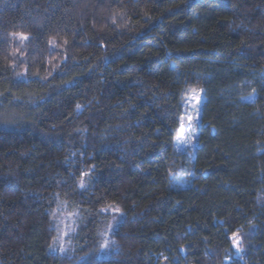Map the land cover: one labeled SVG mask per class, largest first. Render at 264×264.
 Masks as SVG:
<instances>
[{
  "label": "trees",
  "instance_id": "trees-1",
  "mask_svg": "<svg viewBox=\"0 0 264 264\" xmlns=\"http://www.w3.org/2000/svg\"><path fill=\"white\" fill-rule=\"evenodd\" d=\"M0 264H264V0H0Z\"/></svg>",
  "mask_w": 264,
  "mask_h": 264
},
{
  "label": "rangeland",
  "instance_id": "rangeland-1",
  "mask_svg": "<svg viewBox=\"0 0 264 264\" xmlns=\"http://www.w3.org/2000/svg\"><path fill=\"white\" fill-rule=\"evenodd\" d=\"M206 96L205 91L202 89L193 90L190 94L185 98L184 105L186 108V115L183 121L184 124V137L186 138L185 141H180L177 139V149L180 152L183 151H191L195 152L197 146V140L200 135V128L202 125V110L203 105L205 103ZM191 117L192 119L189 121L187 117ZM182 186L186 184V179L182 180L180 183ZM110 214L115 218L112 221L111 227H109L108 232L104 235V240L107 239L110 242V246L108 249L104 251L99 250V257L100 259L109 258L112 255V247H113V239L111 238L110 234L113 230H115L120 222V217L122 214L120 212L114 211V209H109ZM75 224V215L65 212L60 215L59 225L57 226L59 236L56 241V244L59 246V251L65 253L69 251L71 248L68 238L73 231ZM103 240V241H104ZM102 241V242H103ZM63 249V251H62Z\"/></svg>",
  "mask_w": 264,
  "mask_h": 264
},
{
  "label": "snow or ice",
  "instance_id": "snow-or-ice-1",
  "mask_svg": "<svg viewBox=\"0 0 264 264\" xmlns=\"http://www.w3.org/2000/svg\"><path fill=\"white\" fill-rule=\"evenodd\" d=\"M23 39H27L26 36H23L22 37ZM79 107V106H78ZM184 117H181V126H180V130H179V134H178V137L177 139L180 140V141H185V137H184V132H183V129H184V124H183V121H184ZM187 119L190 121L192 118L189 116L187 117ZM85 175H87V173H85ZM81 186H83V183L81 184ZM114 211H117L119 212L120 210L117 208V209H114ZM111 227V226H110ZM234 238H235V242L238 244L239 242V237H238V234H234ZM110 246V242L105 239L100 245H99V250L100 251H104L106 249H108ZM63 251V249H62Z\"/></svg>",
  "mask_w": 264,
  "mask_h": 264
}]
</instances>
